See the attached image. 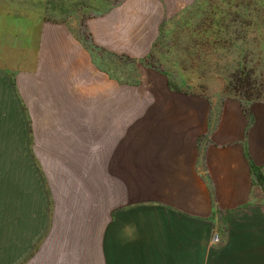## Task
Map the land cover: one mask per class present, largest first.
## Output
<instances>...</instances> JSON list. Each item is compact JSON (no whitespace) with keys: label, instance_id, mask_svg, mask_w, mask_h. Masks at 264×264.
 I'll list each match as a JSON object with an SVG mask.
<instances>
[{"label":"rangeland","instance_id":"rangeland-1","mask_svg":"<svg viewBox=\"0 0 264 264\" xmlns=\"http://www.w3.org/2000/svg\"><path fill=\"white\" fill-rule=\"evenodd\" d=\"M1 10L2 48L17 53L18 127L17 160L0 161V264H185L154 248L152 218L139 217L135 152L131 167L121 161L134 109L154 76L264 102V0H1ZM41 29L66 47L63 86L46 96L29 87L40 71L25 61ZM214 228L218 256L203 263L264 264L263 238L239 251L232 226Z\"/></svg>","mask_w":264,"mask_h":264},{"label":"crops","instance_id":"crops-1","mask_svg":"<svg viewBox=\"0 0 264 264\" xmlns=\"http://www.w3.org/2000/svg\"><path fill=\"white\" fill-rule=\"evenodd\" d=\"M1 26L0 0V161H15L17 53L11 54L10 45L2 48ZM41 33L25 61L27 70L40 71L27 78L29 87L46 96L45 88L63 86L66 47L64 41L43 39L48 30ZM154 77L151 98L134 109L135 142L130 138L128 151L121 153L122 164L126 157L131 167L135 152L137 192L143 198L139 217L152 218L154 248L167 252L164 256L183 257L185 264H206L201 259L218 256L214 227L226 225L235 230L236 249L255 251L257 243L245 242L264 239V200H259L264 194V102L196 95Z\"/></svg>","mask_w":264,"mask_h":264},{"label":"trees","instance_id":"trees-1","mask_svg":"<svg viewBox=\"0 0 264 264\" xmlns=\"http://www.w3.org/2000/svg\"><path fill=\"white\" fill-rule=\"evenodd\" d=\"M241 74L238 72V74H236V76H240ZM239 83H240V86H245V83L244 82H240L239 81Z\"/></svg>","mask_w":264,"mask_h":264}]
</instances>
